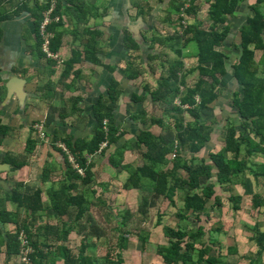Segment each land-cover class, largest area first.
<instances>
[{
  "label": "trees",
  "instance_id": "obj_1",
  "mask_svg": "<svg viewBox=\"0 0 264 264\" xmlns=\"http://www.w3.org/2000/svg\"><path fill=\"white\" fill-rule=\"evenodd\" d=\"M185 1L173 0L167 17L173 25V33L168 35L166 44L175 49L177 58L169 63L167 73L158 78L156 87L145 86L155 105L160 102L166 106L162 107L158 114L154 109L150 118H146L147 109H137L131 118L142 126L137 127L133 138L128 137L129 130L120 127L115 114L122 91L120 83L113 79L108 94L101 95L93 103L96 127L91 137L75 136L71 132L63 135L58 132L53 134V141L61 139L69 151L66 153L67 159L70 154L74 161L69 159L67 178L62 179L55 189L49 191L46 200L42 199L40 189L30 194L22 193L17 188L12 189L8 198L28 210L29 214L21 215L19 212L7 210L3 206L7 199L0 198V224H17L14 231H3L0 225V250L5 241L7 256L3 264H9V257L18 254L19 232L22 229L30 236L36 248L30 254L32 264H124L122 250L127 247L128 236L118 229H121L122 225L125 226L130 219L129 210L119 211L116 215L121 217L119 227L116 225L119 236L118 251L111 248L104 256H97L88 250L91 238L100 239L106 233L96 217L89 213L95 200L105 203L101 195L97 196V186L102 185L103 192H106L109 186V182L98 181L99 171L95 168L97 163L109 166L114 170L115 176L126 172L122 183L126 190L141 189L144 186L153 189V196L143 197V207L138 211L141 213L139 223L143 218L149 217V211L145 207L150 209L160 198L163 202L166 200L168 205L177 206L175 215L180 221L176 225H163V233L168 240L159 243L156 249L163 264H229L228 255L238 251L236 245H229L224 252V242L221 239L234 225L231 219H225L231 215L226 213L216 218L211 215L210 210L214 206H224L225 192L230 193L228 198L232 201V209L239 210L240 195L236 193V185H245L248 174L254 177L260 175L253 169L251 160L255 154H264V0H256L249 5L251 13L238 28V42L233 38L232 42L227 39L232 28V16L245 0H205L210 4L207 9L208 26L205 25L204 19L200 18L199 0L190 1L186 11L190 18L187 19V25L183 24V17L178 14ZM41 2L42 4L38 5L39 19L40 12L48 7V1ZM59 6L57 2L54 15L58 14ZM21 7H27L25 2ZM6 17L5 12H0V22ZM58 22L60 20L52 22L49 28L56 30ZM124 43L130 50L141 48L129 31H125ZM155 43L162 45L165 39L156 35L153 47ZM59 45L60 36L56 33L51 41L52 50L58 52ZM229 46L234 49L235 53L231 54H236L235 56L228 55L222 49ZM38 47L46 57L41 50V41ZM85 52L87 59L97 60L93 44H88ZM158 54H148L147 58L149 61L159 58ZM133 56L135 65L139 67L135 66L137 70H133V64L129 61L125 72L130 79L138 78L143 73L142 54ZM187 57L197 60L196 67L186 69L183 59ZM46 58L56 62L52 58ZM76 61L77 57L66 62L67 68L62 76L69 75ZM194 69L198 70V77L193 84H189L187 76ZM229 76L237 84L236 89L229 93L233 112L237 116L235 119L226 117L223 143L220 147L214 144L208 152V159L198 153L212 145L215 123L218 125L219 121L212 115L211 104L220 97L221 90L223 92V88L227 86L226 78ZM145 97L135 93L132 101L136 106H142ZM150 125H159L162 132H153ZM168 130H171V135L166 137L164 134ZM8 131L9 127L4 125L0 118V141ZM104 141L107 142V147L102 149L103 158L99 161L96 153ZM36 143V139L27 140L28 153L33 151ZM127 150H137V156L125 162ZM86 153L92 154L91 157H87ZM21 158L9 156L6 160L19 168L26 163V158ZM74 163L83 168L84 174L73 166ZM262 172L264 174V170ZM112 180L116 179L112 177ZM80 186L83 187L82 190ZM216 187L221 189V193H217ZM177 197L181 198L182 205L178 204ZM256 199L253 195V206H264V200L257 202ZM48 211H53L52 215L58 218L59 222H63L62 225L52 227L48 223L51 213ZM165 211L158 210L159 224ZM72 212L73 214H70ZM66 216L70 221H63ZM84 221L90 224V228L82 237L78 253H75L67 245V241L72 232L83 233L85 228L81 230L80 227ZM206 222L211 225L206 226ZM33 226L37 227L36 230L32 229ZM139 231L137 237L141 239L144 250L150 232L147 228H140ZM255 235L259 249L249 256V264H263L261 258L264 255V231H258ZM40 236L46 237L43 242H38L37 237ZM41 245L50 249L46 251Z\"/></svg>",
  "mask_w": 264,
  "mask_h": 264
},
{
  "label": "crops",
  "instance_id": "obj_2",
  "mask_svg": "<svg viewBox=\"0 0 264 264\" xmlns=\"http://www.w3.org/2000/svg\"><path fill=\"white\" fill-rule=\"evenodd\" d=\"M41 1L0 0V12L7 14L0 22V118L9 127L8 134L0 141V198L7 199L3 203L7 210L19 212L21 215H27L29 211L8 198L12 189L17 188L18 191L29 194L40 189L42 199L46 200L49 191L67 178L69 159L74 161L70 154L67 159V152L58 145L59 142H64L61 139L53 141V134L71 132L75 136L91 137L96 127L93 103L101 95L108 94L109 86L115 79L120 83L122 91L115 114L120 127L129 130V136L133 138L132 132L137 129L132 131L131 126H142L132 120L133 113L144 108L147 109L146 118H150L154 110L151 105L154 103L152 96L145 86L156 87L158 78L168 70L164 69L169 64L166 58L162 60V69H158L156 64L154 66L148 60V54L159 53V58H154L156 60H161L160 57L164 54L171 55V61L174 56L177 58V53L170 44L163 46L155 43L153 47L156 35L162 36V31L171 34L170 28L173 26L167 20L169 10L166 8L170 5L169 0H58L60 22L54 32L60 36L58 54L62 63L57 64L42 55L38 47L43 12H40L39 19L38 5L42 4ZM255 1L242 2L233 18V21H238L234 24L238 28L246 21L251 13L249 5ZM24 2L27 5L25 8L21 7ZM209 5L208 3V7ZM203 15L200 13V18L209 22L207 10ZM125 31H129L137 40L140 50H130L126 46ZM88 44H93L97 52L96 61L86 57L85 49ZM133 54H142L143 73L138 78L130 79L125 72L129 61L133 64V70L136 69L135 66L139 67L134 63ZM76 57L78 61L73 64L69 75L62 76L67 68L66 62ZM135 93L146 96L142 106H136L132 101ZM156 105L162 106L160 102ZM160 108L157 109V114L161 112ZM88 118L91 119L90 130L86 128ZM38 120L45 123L46 139H40L33 129V124ZM150 127L157 134L162 132L159 125ZM28 139L37 140L30 153L26 148ZM9 156L26 158V163L16 168L6 160ZM96 156L102 161L103 151L96 153ZM136 156L137 150H127L125 162ZM251 161L253 169L260 175L254 177L248 174L245 185H236V193L240 195L239 210H232V205L223 206L220 216L213 215L212 209L210 210L211 215L216 218L226 213L231 215L234 225L221 239L224 244L236 241L229 245H236L239 257L229 264H242V259H248L255 254L259 249L254 239L255 234L264 231V206L261 204L255 207L252 204L253 195L257 197V202L264 200V154H255ZM101 164L97 163L95 167L99 171V182H107L113 176V179L118 177L109 166ZM75 165L76 163L73 166L76 167ZM82 189L80 186V190ZM99 192L98 189L97 196L100 195ZM229 194L225 192L224 196L228 197ZM52 212L49 214L48 223L54 219L60 226L58 218ZM0 225L3 231H14L17 226L7 222ZM37 227L33 226L32 229L36 230ZM73 233L76 232L71 234ZM37 238L38 242H43L46 237ZM6 260L4 241L1 244L0 264ZM261 260L264 264V255ZM9 264L24 263L15 254L9 257Z\"/></svg>",
  "mask_w": 264,
  "mask_h": 264
},
{
  "label": "rangeland",
  "instance_id": "obj_3",
  "mask_svg": "<svg viewBox=\"0 0 264 264\" xmlns=\"http://www.w3.org/2000/svg\"><path fill=\"white\" fill-rule=\"evenodd\" d=\"M170 3L173 0H169ZM175 1V0H174ZM252 1V0H251ZM200 4V11H201V15H203L208 7V3L205 2V0H199L198 1ZM162 4V3H160ZM166 8H168V10L171 7V5H167ZM241 8V7H240ZM249 10V9H248ZM183 13V12H182ZM182 13L178 14V16L182 15ZM185 13V12H184ZM238 14V13H237ZM186 17L187 14L185 13ZM173 17H176L175 15H173ZM203 17H205V15H203ZM234 16H232V28L230 31V34L228 36L227 40H230L231 42L234 40L235 42L239 41V33H238V26L234 25L236 22V20L233 21ZM205 18H202V20ZM204 23H206L205 25L208 26L209 22L205 21ZM188 24V22H187ZM172 25V24H171ZM173 26V25H172ZM236 28H235V27ZM171 33H173V27L170 28ZM168 32L166 31H162V36L165 39V43L162 44L163 46H166V40H168ZM133 37V36H132ZM233 38V40H232ZM161 45V44H159ZM169 45V44H168ZM160 47V46H158ZM223 50H225L228 55H230L234 49H232L231 46L228 47H222ZM235 53V52H233ZM236 54H231V56H235ZM260 57V54H257V58ZM166 58L167 62L170 63L171 60L170 58H172L171 55H161L160 59L161 60H156V59H151L150 61L152 62V65L155 66L158 69H162V60ZM176 56L173 57V59L175 60ZM170 60V61H168ZM183 61L185 62V67L187 70H189L188 68L191 67H196V63L197 60L193 57H187L184 58ZM166 62V64H168ZM169 67V64L166 66V68H164L165 70ZM153 69V68H152ZM159 71V70H155ZM182 72H184V69L182 70ZM198 77V70L194 69L193 71H190V74H188L187 76V82L189 84H193L194 81L197 79ZM224 83V82H223ZM226 84L227 86H225L223 88V92L221 90V94L220 97H218V99L216 101H214L211 106L213 107V111H212V115L216 117V119L219 121L218 125L217 122L215 123V129L213 131V135H212V145L211 146H207L205 149H203L201 152H199L198 154L200 155H204L206 158L209 159V155L208 152L214 147V144H217V147H220L223 143V137H224V133H225V126L224 124L226 123V117H229L231 119H235L237 116L234 112H233V108H232V104H231V97L229 95L230 91L236 89L237 84L235 83V80L233 78H231L230 76L226 78ZM142 87V85H141ZM142 91V88H141ZM150 95V94H149ZM162 106L160 105V107H164L166 106V104L161 103ZM153 109L157 110L160 107L155 105L154 103H151ZM161 109V108H160ZM235 117V118H234ZM91 119L86 121V128L89 129V125H90ZM237 126L238 125V122ZM131 123H129L130 125ZM217 125V126H216ZM224 126V127H223ZM135 129H137V126H131V130L134 131ZM90 130V129H89ZM171 130H168L165 132V136L168 137V135H171L169 132ZM136 132V130H135ZM135 132H132V134H134ZM130 135V134H129ZM130 137V136H128ZM113 174V172H112ZM114 177V176H113ZM126 178V172H121L120 175L118 177H115L116 180H112V177H110V179L107 181L109 182V186L108 189L105 190L106 192H103V186L99 185L98 189H99V194L101 195V197L103 198L105 203L99 202L98 200H95L93 204V206L90 208L89 213L93 214L94 217H96V220L98 222L99 225L103 226L104 229L106 230L105 234L100 238V239H96V238H91L90 239V247H89V251L94 252L97 256H104L107 251L111 248H114L115 250L118 251L117 249V244L119 241V236H118V231L116 229V225H120V220L121 217H117V213L119 211H124V210H129L131 211L130 213V219L127 221L126 225H122L120 228L122 229H118L120 232H122V234H126V236H128V241H127V247L124 248L122 250L124 258H125V262L124 264H163L160 256L157 255L156 249L159 243H165L167 242V238L165 237L164 233H163V225L165 224H169V225H176L178 223V221H180L176 215L175 212L177 211V206L176 205H168V202L166 200L160 198L159 200H157L155 206H151V208L149 209L148 206L145 207V209H147L149 212V217L147 218H143L141 223H139V219L141 217V213H139V209L142 206L143 203V197L144 196H151L153 193V189L151 187L148 186H144L141 189H136V188H132L130 190H126L122 187V183ZM102 179V176H101ZM218 189V187H216ZM221 189H218L217 193H221L220 191ZM153 196V195H152ZM176 198V196H175ZM225 198V204L224 206H231L232 205V201L228 200L227 196H224ZM180 197H177V202L179 205H182L183 202L180 200ZM177 204V205H178ZM221 208L220 206H214L211 210L213 215L216 216H220V212H221ZM158 210H166L164 213V218L161 221V224L158 223ZM233 210V209H232ZM70 214H73L70 213ZM132 214H134L132 216ZM88 215V214H87ZM124 216H122L123 218ZM149 218V219H148ZM231 219L230 216L225 217V219ZM68 220L70 221V218H68L67 216L64 218V222H68ZM185 222H192V220H185ZM52 227H56L58 226L56 220L52 219V221L50 222ZM60 225H62L63 222H59ZM206 226H210V222H206L205 223ZM83 225V227H82ZM81 225V230L83 228H85V230L83 231L82 234L79 233H73L71 234V238L68 242V246L75 252L78 253V248L80 247L81 243H82V237L85 233H87L89 231L90 228V224L87 223V221H84L83 224ZM139 227V228H138ZM140 228H147V230L150 232V236L148 238V240L146 241L145 244V249L143 250L142 248V241L141 239H139L137 237V234L140 232ZM104 232V231H103ZM129 232V233H128ZM237 233V232H236ZM236 241H232L230 242L231 244L235 243ZM230 243H226L224 244V252H226V248L229 246ZM235 254V253H234ZM239 257L238 252H236L235 255L232 256V254L228 255L227 257V262L228 263H232L235 262ZM249 260L248 259H242V264H248ZM99 264V263H98Z\"/></svg>",
  "mask_w": 264,
  "mask_h": 264
},
{
  "label": "built area",
  "instance_id": "obj_4",
  "mask_svg": "<svg viewBox=\"0 0 264 264\" xmlns=\"http://www.w3.org/2000/svg\"><path fill=\"white\" fill-rule=\"evenodd\" d=\"M46 1H48V7L42 12V20L39 25V33L42 39L41 48H42V51L45 53L46 57L54 59L57 62V64H61L62 59L60 58L58 52H54L51 48V41H52V38L54 37V31L49 28V25L52 22H57L60 20V16L58 14H55V15L53 14L58 0H46ZM190 1L191 0H186L185 5L180 10V13L183 12L181 16L183 17L182 22L185 25H187V22H188L187 21L188 16L186 17L185 13L188 9V6L190 5ZM33 129L37 133L40 139H46L47 132L45 130L44 121L42 120L36 121L33 124ZM58 145L62 147L64 151H66L67 153L69 152L65 143L59 142ZM106 145H107L106 141L102 142L99 149L97 150V153H101L102 149ZM86 155L87 157H91L92 154H86ZM172 155L174 156L175 154L173 153ZM71 159L73 160L72 157ZM75 166L81 174H84V170L82 167H80L77 163ZM19 239H20V249L18 251L19 260L22 263L30 264L31 263L30 254L34 252L36 248L33 246L30 236L26 233L24 229H22L19 232ZM40 247L46 251L50 249V247H44V245H41Z\"/></svg>",
  "mask_w": 264,
  "mask_h": 264
},
{
  "label": "clouds",
  "instance_id": "obj_5",
  "mask_svg": "<svg viewBox=\"0 0 264 264\" xmlns=\"http://www.w3.org/2000/svg\"><path fill=\"white\" fill-rule=\"evenodd\" d=\"M186 2V1H185ZM188 16V15H187ZM40 34V33H39ZM54 35H55V32H54ZM41 37V36H40ZM41 44H42V39H41ZM41 50H42V48H41ZM43 52V51H42ZM44 53V52H43ZM45 54V53H44ZM57 63V62H56ZM22 263V262H21ZM24 264H28V263H24ZM30 264H32V260H31V263Z\"/></svg>",
  "mask_w": 264,
  "mask_h": 264
}]
</instances>
